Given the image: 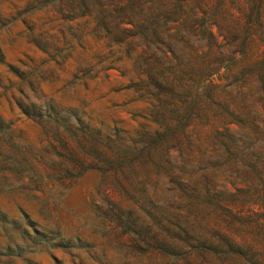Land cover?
<instances>
[{
	"label": "rangeland",
	"instance_id": "obj_1",
	"mask_svg": "<svg viewBox=\"0 0 264 264\" xmlns=\"http://www.w3.org/2000/svg\"><path fill=\"white\" fill-rule=\"evenodd\" d=\"M65 10L0 0V264H264V123L231 125L241 160L174 147L106 182L70 156L84 152L70 130L140 140L150 102L124 37Z\"/></svg>",
	"mask_w": 264,
	"mask_h": 264
},
{
	"label": "trees",
	"instance_id": "obj_2",
	"mask_svg": "<svg viewBox=\"0 0 264 264\" xmlns=\"http://www.w3.org/2000/svg\"><path fill=\"white\" fill-rule=\"evenodd\" d=\"M44 4L62 10L67 6L65 11L91 20L98 33L121 34L135 53L133 66L140 77L136 90L150 102V117L136 133L140 140L130 139L123 129L109 133L84 121L81 128L72 127L84 152L76 156L72 147L68 152L84 169L97 168L106 182L113 179L120 186V175L131 176L136 163H154L150 159L159 154L169 157L174 147L186 161L211 158L207 144L223 146L219 156L243 159L245 153L230 127L250 129L249 125L258 128L264 123L252 118L255 113L250 116L255 103L262 100L264 106V53L254 59L252 51L257 38L264 42V0H44ZM252 155L263 154L254 150Z\"/></svg>",
	"mask_w": 264,
	"mask_h": 264
}]
</instances>
